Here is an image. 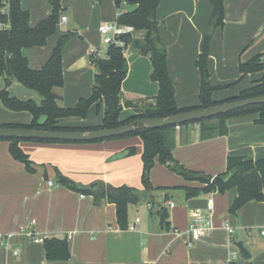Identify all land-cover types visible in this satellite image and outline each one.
<instances>
[{
	"label": "crops",
	"instance_id": "0c3cea01",
	"mask_svg": "<svg viewBox=\"0 0 264 264\" xmlns=\"http://www.w3.org/2000/svg\"><path fill=\"white\" fill-rule=\"evenodd\" d=\"M224 4L225 25L214 32L210 47L209 66L215 60V50L219 46L221 49L220 71L223 74H228L234 68H237V73L239 72L241 75L239 69L241 63H246L259 54L264 55V0H224ZM23 8L26 11L28 9L26 6ZM212 14L211 0H162L160 3L158 9L160 34L162 43L168 50L170 76L175 85L177 83L175 90L176 95L179 96L178 98L176 96V101L180 108H193L201 103L200 96L193 101L186 100L184 102V100H180L181 94L179 91L184 86V91L187 92L186 95H191L193 81L198 83L199 90L201 89V75L197 67V61L203 52L205 39L211 29ZM68 22L69 18H67L65 24ZM137 33L136 38L141 39L143 42L146 38V32L140 31ZM24 50L23 54L26 57ZM127 51L137 52L138 50L133 51L130 47ZM140 55L134 54L135 71L151 77L153 65L148 56L143 57ZM49 58H47V61ZM126 58L128 61L129 57L126 56ZM131 69L133 74L135 71H133L134 66L132 63L129 64V70ZM209 72L213 79L212 68ZM260 74L262 76L253 79L251 85L253 82L264 78V70ZM128 82H131L129 73L123 82L120 94L123 107L120 115L122 121L135 115L133 108L126 107L127 102L146 103V101L149 102L157 97L160 91L159 84L156 82V85L153 86L145 84L139 87L132 86L131 88L126 86ZM178 83L183 84L178 86ZM241 91L233 98L239 96ZM213 100L214 102L227 101V99L219 100L216 98L215 92L213 93ZM249 118L247 119L244 116L241 119H236L239 120L238 123L231 122L230 126L228 125L226 136L209 141L200 139L199 125L195 124L193 127L198 129L197 139H200V141L188 144L187 140L184 139L185 144H182V147L189 148L196 144L205 143V147H202V145L194 147L203 150L202 154L193 150L198 160L216 159L215 151L218 148H220L222 156L226 152L227 155L232 154L234 157H243L253 161L264 159V124L259 123L258 114H254ZM80 127L86 126L73 128ZM182 130L183 127L178 129V131ZM68 144L77 145L33 141L20 142V147L34 163L35 170L29 171L25 164L12 157L10 142L0 140V264H47L45 253L44 257L41 254L35 255L25 250L32 231H34L37 238H67L70 243L72 264H145L146 262L151 264H232V262L228 263V258L224 256L221 249L229 248L230 244L235 242V232L233 234L227 233L222 225L228 224L225 223L228 220H235L239 236L242 240H245L246 237L242 231L246 223L245 213L240 212L243 210L245 212L246 208L251 206L252 203L237 212L235 214L236 219L232 217L230 208L238 194L230 197L229 209L224 204L216 205L214 213L216 230L211 236L197 242L193 248L188 247L186 237L177 238L174 235L172 231L178 228L172 230L173 225L170 216L168 220L170 231L162 228L161 219L157 216L159 210L155 212L154 219L145 224L140 218L141 222L135 232L129 231L128 228H122L117 219L116 206L107 200H102L103 203L99 206L101 208L92 209L90 217H87L85 221L81 219V212L76 216H65L61 212L63 207L61 196L64 191L59 188L54 189V184L53 186L49 185V189L45 187L49 176L53 178L57 175L58 179L62 175L73 177L79 167H93L86 165L84 162L86 159H91L92 155L96 157L97 162L105 161L112 155L114 156L109 158L110 162L128 157L126 151L115 155L117 150H115L116 152L112 150L104 141ZM177 158L184 161L179 153ZM189 163L193 168L205 169L206 172L203 170V173L213 178L224 173V170L220 172L224 169V164L217 167L213 162L212 167L203 168L195 166L196 161L194 159ZM169 195L170 192H167L165 197ZM81 196L80 198H82ZM206 205L207 202H204L197 205L195 209L205 208ZM257 206L263 209L264 202ZM148 207L153 208L150 204ZM50 211H52L51 214ZM190 213H188V225ZM65 219H70L76 228L75 232L68 235V237L65 236V232L62 230L64 228L62 223L65 222ZM24 228L28 230L25 235ZM263 230L261 229V234ZM245 241L249 243L248 239ZM6 242L9 247L23 246L22 254L18 253L17 250L12 253L8 252L4 248ZM233 257L236 258V255ZM256 261V259H253L252 263L257 264ZM238 264H246V260Z\"/></svg>",
	"mask_w": 264,
	"mask_h": 264
},
{
	"label": "trees",
	"instance_id": "16d2710c",
	"mask_svg": "<svg viewBox=\"0 0 264 264\" xmlns=\"http://www.w3.org/2000/svg\"><path fill=\"white\" fill-rule=\"evenodd\" d=\"M22 1L0 0V75L4 77L6 84V89L0 91V100L11 111L31 112L33 122L25 126L0 125V128L89 132L115 128L141 119L166 118L179 113L208 108L219 103L264 96V78H262L253 82L249 88L241 91L239 96L224 102H214L213 93L219 86H213L210 82L208 66L210 47L215 30L223 28L225 25V4L224 0H211L213 7L211 29L205 39L203 52L197 61V67L201 75V103L193 108H180L176 101L175 89L169 73L168 50L163 45L160 34L158 9L162 0H126L135 8L130 12L121 13L118 23L120 25L134 26L137 32H146V38L143 40L141 48L147 51L144 54L149 57L153 65L151 79L153 82L159 84L160 91L158 96L149 102L146 101V103L127 102L126 107L133 108L135 115L125 121L120 120L123 110L120 94L123 82L128 74V72L124 73L123 69L127 62L126 51L129 47L127 45L124 47L111 45L107 48L104 58H95L92 61L98 71L95 77L92 96L88 99H81L74 108L61 107L58 103L60 97L55 93V89L64 85L63 53L74 33L69 32L59 38L49 60L40 70L30 67L28 59L23 54V50L45 46L49 37L56 33L62 17V0H48L52 7V12L36 26L31 25L30 12L22 8ZM122 1L115 0L117 8H120ZM122 39L127 44L129 37H123ZM263 56V54H259L250 61L240 64L239 69L242 78L264 70ZM14 83H19L39 92L42 96L41 104L37 105L33 100L24 101L12 96L8 89ZM93 105H97L98 108L104 110L102 125L80 128H66L59 125V120L63 118L86 116L88 109ZM250 114H258L260 118L259 123L264 124V105L248 106L190 124H198L200 139L202 141H209L228 134L227 122L229 118ZM182 126L184 125H181L180 129ZM177 131V126L151 130L140 125L135 132L115 139L133 135L141 136L143 140L142 160L146 171L145 178L147 179L157 159L167 167L181 174L185 172L184 168L173 157L177 146ZM0 140L10 142L12 157L18 162L25 164L29 171L35 170L34 163L31 161L29 155L20 147V142L67 143L48 140ZM132 152L131 149H128L126 151L127 156H130ZM189 173L195 175L196 178L194 180L199 181L201 187H186L182 189L186 195V199L194 198L201 193H225L235 188L238 190V197L230 209L231 214H236L250 202H264V159L253 161L243 157L229 158L226 171L219 175L224 181L217 183L213 182V177L206 174L191 171ZM66 185L79 192L92 194L95 197L96 203L107 200L114 204L116 206L117 219L124 229L128 228V206L130 204L137 205L142 198L140 193L134 188L126 185L115 187L103 181H95L89 186L80 184ZM166 190L170 191L169 189ZM157 216L161 219L162 228L170 231L168 210L161 207L157 212ZM43 244L47 264H72L70 243L67 238H48L44 240ZM240 248L243 256L250 259V254L246 249L243 246H240ZM246 264L253 263L247 261Z\"/></svg>",
	"mask_w": 264,
	"mask_h": 264
},
{
	"label": "rangeland",
	"instance_id": "374dc122",
	"mask_svg": "<svg viewBox=\"0 0 264 264\" xmlns=\"http://www.w3.org/2000/svg\"><path fill=\"white\" fill-rule=\"evenodd\" d=\"M23 1L22 8L24 6L28 7L27 11L30 12V23L32 25H37L42 18L49 16L52 12V8L48 0ZM61 4V16H68L67 18H69V22L67 24L59 23L56 33L49 37L45 46L25 49L24 51L29 61L30 67L33 69H40L47 61V58H49L59 38L69 31L75 33V35L72 36L70 42L67 44L63 53L64 85L63 87L55 89V93L60 97L58 102L59 105L65 108H74L81 99H88L92 96L95 77L98 71L95 64L92 62L96 56L92 55L91 51L94 49H99L100 56L102 55L101 58L106 56L108 46L104 44V38L100 32L101 27L118 23L119 15L121 13L130 12L134 6L129 4L126 0L122 1L120 8H117L115 0H62ZM135 36H138V33H136ZM141 50L142 49H138V51L135 50L137 52L126 51V56L129 57L127 61L129 62L128 65L132 63L134 66L133 71H135L134 54H141L143 57H147L146 54H144ZM220 55L221 49L219 46H217L215 50L216 58L213 63L211 61V66L208 65L209 71L210 68H212L213 71V79L210 76L211 84L219 86V88L215 91V96L219 100H230V98H233L241 90L248 88L251 85V81L253 79L262 76L260 72H257L242 78L240 73H237V68H234L228 74H223L219 68ZM128 73L130 74L131 82L127 83V87H139L145 84L151 86L156 85L155 82L152 81L150 75L144 76L142 73L136 71L132 74V69L129 70ZM172 83L174 89H176L177 83L175 85L173 80ZM179 84L182 85L183 83H178V86H180ZM183 87L179 91L181 94L180 100H184L185 102L186 100L193 101L199 98L201 89L199 90L198 83L193 81V85L191 86V95H186L187 92L184 91ZM4 89H6L5 80L4 77L0 75V91ZM8 91L12 96L24 101L33 100L37 105H40L42 102V96L39 92L29 89L19 83H14L11 87H9ZM176 96L178 98L179 95H176L175 90V97ZM180 100L178 101L180 102ZM252 115L254 114H250L245 117L250 119L249 117H252ZM103 116L104 110L102 108H98L97 105H93L88 109L86 116L63 118L60 120V126L66 128L78 126L96 127L102 125ZM243 117L244 116H241V118ZM241 118H229L228 125L230 126L231 122L238 123L237 121L239 120L236 119ZM32 122L33 115L31 112L11 111L6 108L2 100H0V125L25 126L30 125ZM182 127V131H177V146L173 153V157L179 163V165L184 168L185 171H191L194 173L198 172L202 174L203 170L205 171V169L193 168L189 162L194 159V161H196L195 166L203 168H210L213 166V162H215L217 167H219L221 164H224V169H222L220 172H223V170L225 172L228 159L234 156L232 154L227 155L226 152L222 156L220 154V148H218L215 151V155L217 156L216 159L198 160L195 157L193 150H196L199 154H202L203 150L194 147L197 145H202V147H205V143L196 144L189 148H183L182 144H185L183 141L184 139L187 140L188 144L197 143L200 141V139H197V135L199 134L198 129L194 128L193 124L184 125ZM104 142H106V145H109L112 150H117L115 155L120 152L127 151L128 149H131L133 152L130 156L115 162L109 161V158L114 155L108 157L105 161L98 162L96 157L92 155L91 159H86L84 162L86 165L93 167H79V170L74 173L73 177H70L69 175L64 176L70 178L75 184H80L83 186H89L95 181H103L115 187L126 185L136 189L142 198L140 203L137 205L130 204L128 206L127 218L129 226L133 225L138 217L142 219L143 224L151 221L155 217V212L163 207L168 210L170 220L172 221L173 225L172 230L174 228H178L181 232H184L188 228V213L195 209L197 205H201L204 202H207L208 199L214 198L215 209L216 205L218 206L221 204H224L225 207L229 209L228 204L230 197L236 196L238 194V190L234 188L228 190L225 193L212 192L208 195L201 193L194 198L186 200L185 193L182 189L186 187H201V183L197 180L187 179L183 174L167 167L159 159L155 160L154 166L151 168L148 175L150 185L152 186V190H150L145 178L146 171L142 160L143 140L141 136L133 135ZM64 145L77 144L64 143ZM178 153L184 161H181L179 158H177ZM49 182H52L55 185L54 189L59 188L64 191L61 196L63 202L61 212L65 216H76L79 212H81V219L85 221L87 220V217H90L91 210L94 208H101L99 206H101L104 201L103 200L100 203H96L95 197L92 194L79 192L66 184L60 183L57 175L53 178L52 176L48 177L45 186L48 189ZM166 189H169L170 191ZM167 192H170V195L166 199L165 195ZM82 194L85 196L84 198H80ZM170 202H174L175 206L170 207ZM260 203L261 202L253 201L248 203L251 204V206L246 208L245 212L243 209H245L248 204L239 210H243L240 213H245L244 219L246 223L242 231L244 232L246 239L249 240V243H246V239L242 240L240 238L239 232L236 229L235 220H228L225 222L228 224L222 225L223 229L224 226H228L235 232V242L230 244L229 248L221 249V252H223L224 256L228 258V263H241L244 260H246V262H252L253 259H256L257 264H264V237L261 234V229H264V208L262 209L260 206H257L260 205ZM149 204L152 205L153 208H149ZM51 213L52 211H50V214ZM232 215V217H235L234 219H236L235 214ZM115 224L119 226L117 222H115ZM62 225L64 226L62 230L65 232L64 234L67 237L68 235L73 234V232L76 230L75 224L70 219H65V222L62 223ZM27 232L28 230L24 228V235ZM241 242L242 244H240ZM4 246V248L11 253L17 250L18 253L20 252L22 254V251L24 250L23 246H16L15 248L9 247L7 242ZM240 246H245L244 248L246 251L250 253V259H247L243 256ZM25 250L29 253L31 252L35 255L41 254L45 257L44 244H37L31 236L29 237V241H27ZM234 255H236V258L233 257Z\"/></svg>",
	"mask_w": 264,
	"mask_h": 264
},
{
	"label": "water",
	"instance_id": "95a60500",
	"mask_svg": "<svg viewBox=\"0 0 264 264\" xmlns=\"http://www.w3.org/2000/svg\"><path fill=\"white\" fill-rule=\"evenodd\" d=\"M127 43L128 45H130L132 50L142 49V41L139 38L131 37L128 39ZM141 51L143 53L147 52L145 49H142ZM128 71L129 65L128 62H126L124 65L123 72L127 73ZM253 105H264V96L219 103L208 108L179 113L166 118L141 119L124 124L119 127L93 130L89 132L45 131L24 128H0V139L48 140L61 141L67 143H94L97 141H105L123 137L125 135L135 132L137 127L140 125H143L151 130L162 129L172 126L187 125L193 122L195 123L205 119H211L216 116L227 114L232 111ZM183 175L192 180L196 178L194 174H191L188 171L183 172ZM222 181L224 180L219 176L213 178L214 183ZM59 182L62 184L75 185L74 181L64 175L59 177ZM146 183L149 189L152 190V186L150 185L148 178L146 179Z\"/></svg>",
	"mask_w": 264,
	"mask_h": 264
},
{
	"label": "built area",
	"instance_id": "2783aa9c",
	"mask_svg": "<svg viewBox=\"0 0 264 264\" xmlns=\"http://www.w3.org/2000/svg\"><path fill=\"white\" fill-rule=\"evenodd\" d=\"M67 22V17L62 16L60 20V24H65ZM100 32L104 38V44L108 47L111 45H117L120 47L128 46L130 48V45L128 43L126 44L125 41H123V37H134L136 38L135 34L137 33L134 26L131 25H120L119 23L110 24L107 26H103L100 29ZM92 55H95L96 58H101L100 56V50L94 49L91 51ZM177 129H180V126H177ZM50 186H53L52 182H49ZM82 198L85 196L82 195ZM170 207H174L175 203L170 202ZM214 213H215V201L214 198H210L207 200V205L205 208H197L191 211L190 213V222L188 225V228L186 231L181 232L179 229H175L173 231L174 235L177 238L186 237L187 239V245L189 248H192L195 246L197 242H199L201 239L205 237H209L213 234V232L216 230V226L214 223ZM141 220L140 218H137L135 221V224L128 227V230L131 232L137 231L139 224ZM224 229L229 233L233 234L234 230L228 226H224ZM30 236L33 237L36 243H44L45 239L37 238L34 234V231L30 232ZM262 236L264 237V230L262 231ZM145 264H151L149 262H146Z\"/></svg>",
	"mask_w": 264,
	"mask_h": 264
}]
</instances>
